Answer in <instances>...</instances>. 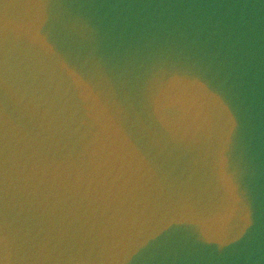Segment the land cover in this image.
Masks as SVG:
<instances>
[{
	"label": "water",
	"instance_id": "water-1",
	"mask_svg": "<svg viewBox=\"0 0 264 264\" xmlns=\"http://www.w3.org/2000/svg\"><path fill=\"white\" fill-rule=\"evenodd\" d=\"M0 264H264V0H0Z\"/></svg>",
	"mask_w": 264,
	"mask_h": 264
}]
</instances>
